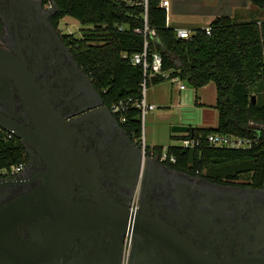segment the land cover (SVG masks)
<instances>
[{
    "label": "flooded vegetation",
    "instance_id": "obj_1",
    "mask_svg": "<svg viewBox=\"0 0 264 264\" xmlns=\"http://www.w3.org/2000/svg\"><path fill=\"white\" fill-rule=\"evenodd\" d=\"M54 13L53 6L44 0H0V47L14 54L20 50L24 53L29 70L45 89L51 112L62 121L64 132L71 135L76 160L86 162L89 173L99 171L101 189L128 208L134 222L139 216L170 221L172 212L185 205L186 214L182 218L186 221L178 228L185 234L189 230L201 231L193 213L200 206L211 215L209 233L218 257L255 251L264 255V186L252 185L246 176L225 174L210 179L184 172L166 164L158 154L144 151L143 144L128 134L87 69L78 62L74 39L66 37L71 33L60 29V21L54 23ZM17 112L20 114L17 121L26 120L25 125L35 130L19 105ZM21 142L28 158L19 176L7 178L20 180L2 189L10 193L39 183L40 173L46 167L36 147ZM78 147L93 154L95 161L77 154ZM148 157L154 159V164L146 168ZM74 182L76 187L84 185L78 175ZM134 197L138 199V208L132 211ZM74 198L86 200L77 189ZM130 231L132 249L141 235L134 228Z\"/></svg>",
    "mask_w": 264,
    "mask_h": 264
},
{
    "label": "trees",
    "instance_id": "obj_2",
    "mask_svg": "<svg viewBox=\"0 0 264 264\" xmlns=\"http://www.w3.org/2000/svg\"><path fill=\"white\" fill-rule=\"evenodd\" d=\"M56 4L52 20L57 24L64 16L92 25L84 37L73 34L75 55L87 69L93 83L109 106L119 99L141 100L143 69L130 57L143 49L144 37L134 31L143 27L144 5L141 0H44ZM264 9V0H249ZM148 23L156 30L150 37V50L162 56V68L178 75L189 86L200 88L211 81L216 85L219 120L216 127H193L200 139L194 147L182 145L146 146L166 164L191 174H233L246 176L252 185L264 186V19L238 21L228 15L216 17L208 26L191 29V36L180 38L176 28L167 22V10L160 0H149ZM0 20V33H1ZM158 74L148 80V87L165 82ZM253 96H255V101ZM119 117V116H118ZM124 128L142 144V112L134 104L124 113ZM212 133H232L257 140L251 148H228L212 145ZM177 138L186 134H173ZM174 157V160L172 159ZM27 152L20 138L0 129V169L26 162ZM209 170L210 173H204Z\"/></svg>",
    "mask_w": 264,
    "mask_h": 264
},
{
    "label": "water",
    "instance_id": "obj_3",
    "mask_svg": "<svg viewBox=\"0 0 264 264\" xmlns=\"http://www.w3.org/2000/svg\"><path fill=\"white\" fill-rule=\"evenodd\" d=\"M44 92L24 53L0 47V128L35 146L46 163L42 180L21 192L2 190L20 180H0V264H123L122 236L133 228L141 240L127 264H264V255L256 251L218 257L209 233L211 215L200 206L193 213L201 231L194 233L178 229L186 221L185 205L170 221L130 219V210L101 189L99 171L89 173L86 162L76 160L71 135L51 112ZM18 105L36 131L26 120L17 121ZM172 131L193 134L190 125H174ZM77 149L95 161L93 154ZM153 164L148 157L146 168ZM76 175L84 185L76 187ZM75 189L86 200H76Z\"/></svg>",
    "mask_w": 264,
    "mask_h": 264
},
{
    "label": "rangeland",
    "instance_id": "obj_4",
    "mask_svg": "<svg viewBox=\"0 0 264 264\" xmlns=\"http://www.w3.org/2000/svg\"><path fill=\"white\" fill-rule=\"evenodd\" d=\"M249 13L251 17H264V9L259 8ZM92 25L80 23L72 16H64L60 20V29L71 33L77 38L84 37ZM148 101L156 104V109L142 116V144L152 147L154 145H182L181 138L174 137V125H190L193 127L208 125L216 127L219 112L213 104L216 102V85L213 81L201 88L187 86L186 90L179 92L177 83L166 80L163 83L151 85L147 90ZM206 103L198 105L196 101ZM184 123V124H183ZM255 126L264 128V124ZM184 134V133H178ZM204 173H210L205 170ZM226 173L227 172H223ZM225 175V174H222ZM242 176H244L242 174Z\"/></svg>",
    "mask_w": 264,
    "mask_h": 264
},
{
    "label": "built area",
    "instance_id": "obj_5",
    "mask_svg": "<svg viewBox=\"0 0 264 264\" xmlns=\"http://www.w3.org/2000/svg\"><path fill=\"white\" fill-rule=\"evenodd\" d=\"M131 1V0H127ZM144 5V26L135 28L134 31L142 34L144 37L143 49L140 52H136L133 55H128L126 52L123 53L124 57H130V61L133 64L140 65L143 69V80L141 81L142 87V98L134 102L133 98H122L116 102H113L110 106L111 110L117 114L121 121L125 120L124 113L130 108L132 104L135 103L137 107L141 109L142 116L147 112L156 109V104L148 101L147 90H148V80L153 76L161 74L165 80H171L177 83L180 89H185L188 84L182 80L178 75H172L170 71H164L162 68V56L159 52H152L150 50V37L156 34V30L152 28L148 23V3L149 0H141ZM160 4L166 10H169V0H160ZM48 6H53V2L49 1ZM205 30L208 34L211 33V27L206 26ZM177 34L180 38H188L191 36L192 31L188 28H176ZM264 54V49H263ZM1 129V128H0ZM3 130V129H1ZM6 131V130H4ZM8 136L11 137L13 134L6 131ZM188 137L182 138V146L184 147H194L199 144L200 139L195 137L194 134L190 132L185 133ZM208 140L212 145L228 147V148H251L257 140L253 137L240 136L232 133H212L208 136ZM144 151H146V146H143ZM167 158V152L164 151L162 159ZM174 160V157H172ZM25 162H20L18 164L12 165L11 168L0 169V180L7 178H15L19 176L24 168ZM138 208V199L134 197L131 204V210L135 211ZM132 245V233L127 231L125 235L124 244V261L123 264H127V257L129 255Z\"/></svg>",
    "mask_w": 264,
    "mask_h": 264
},
{
    "label": "crops",
    "instance_id": "obj_6",
    "mask_svg": "<svg viewBox=\"0 0 264 264\" xmlns=\"http://www.w3.org/2000/svg\"><path fill=\"white\" fill-rule=\"evenodd\" d=\"M169 3L167 22L175 28L183 27L191 30L195 27H206L221 15H228L238 21H260L264 19V17L257 19L250 16L249 13L253 14L252 12L256 11L258 7L249 0H169ZM186 88L180 89L178 86L179 92L186 90ZM196 102L198 105H206V103L198 100ZM198 127L209 126L201 125Z\"/></svg>",
    "mask_w": 264,
    "mask_h": 264
}]
</instances>
